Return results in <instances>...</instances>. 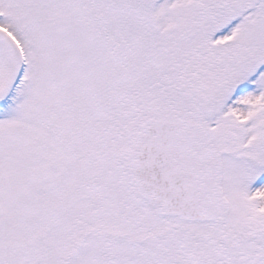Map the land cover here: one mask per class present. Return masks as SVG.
Wrapping results in <instances>:
<instances>
[{"label":"snow or ice","instance_id":"6c2138e0","mask_svg":"<svg viewBox=\"0 0 264 264\" xmlns=\"http://www.w3.org/2000/svg\"><path fill=\"white\" fill-rule=\"evenodd\" d=\"M0 264H264V0H0Z\"/></svg>","mask_w":264,"mask_h":264}]
</instances>
